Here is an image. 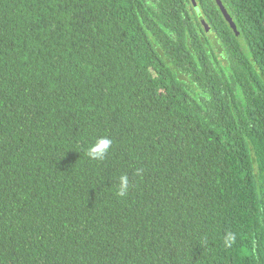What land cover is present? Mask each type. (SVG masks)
<instances>
[{"label":"trees","instance_id":"16d2710c","mask_svg":"<svg viewBox=\"0 0 264 264\" xmlns=\"http://www.w3.org/2000/svg\"><path fill=\"white\" fill-rule=\"evenodd\" d=\"M127 1L144 67L115 0H0V264H264V0Z\"/></svg>","mask_w":264,"mask_h":264},{"label":"rangeland","instance_id":"374dc122","mask_svg":"<svg viewBox=\"0 0 264 264\" xmlns=\"http://www.w3.org/2000/svg\"><path fill=\"white\" fill-rule=\"evenodd\" d=\"M117 3L120 4L122 8V23L125 31V35L128 38V40L131 42L134 52H135V57L136 60L139 62L141 67H144L149 64L148 62V57L143 49V47L138 43V35L136 32V29L134 28L132 24V16L130 13V8L128 5L127 0H115ZM220 56L224 58V54L220 51ZM242 208L244 209V205H241Z\"/></svg>","mask_w":264,"mask_h":264},{"label":"clouds","instance_id":"9594fccd","mask_svg":"<svg viewBox=\"0 0 264 264\" xmlns=\"http://www.w3.org/2000/svg\"><path fill=\"white\" fill-rule=\"evenodd\" d=\"M112 148V141L110 138H98L95 143L89 146L87 156L92 160H103L108 155ZM130 188V181L127 175H121L118 179L117 195L120 197L126 196Z\"/></svg>","mask_w":264,"mask_h":264},{"label":"water","instance_id":"95a60500","mask_svg":"<svg viewBox=\"0 0 264 264\" xmlns=\"http://www.w3.org/2000/svg\"><path fill=\"white\" fill-rule=\"evenodd\" d=\"M215 1H216V4L218 5V7L220 8V10H221L226 22L229 24L230 28L232 29V31L235 33V35L237 37H240V32L238 31L237 25L235 24V22L232 19V17L229 15V13H228L226 7L224 6L223 2L221 0H215ZM198 13H199V17L202 20L203 24L206 25L205 21H204L203 17L201 16V13H200L199 10H198Z\"/></svg>","mask_w":264,"mask_h":264}]
</instances>
